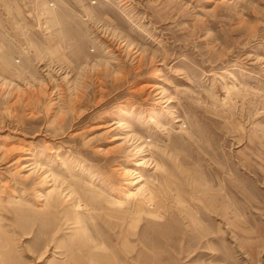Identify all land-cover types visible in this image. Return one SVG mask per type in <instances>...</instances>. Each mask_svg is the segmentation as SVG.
I'll return each mask as SVG.
<instances>
[{
	"label": "rangeland",
	"instance_id": "1",
	"mask_svg": "<svg viewBox=\"0 0 264 264\" xmlns=\"http://www.w3.org/2000/svg\"><path fill=\"white\" fill-rule=\"evenodd\" d=\"M0 264H264V0H0Z\"/></svg>",
	"mask_w": 264,
	"mask_h": 264
},
{
	"label": "bare ground",
	"instance_id": "2",
	"mask_svg": "<svg viewBox=\"0 0 264 264\" xmlns=\"http://www.w3.org/2000/svg\"><path fill=\"white\" fill-rule=\"evenodd\" d=\"M125 124V123H124ZM123 125V124H122ZM126 126H127V124H126Z\"/></svg>",
	"mask_w": 264,
	"mask_h": 264
}]
</instances>
